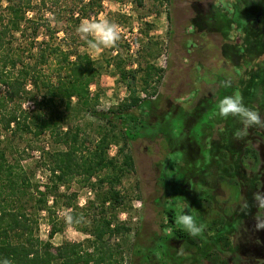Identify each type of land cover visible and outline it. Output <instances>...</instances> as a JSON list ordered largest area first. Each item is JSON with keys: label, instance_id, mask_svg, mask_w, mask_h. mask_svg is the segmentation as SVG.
I'll return each mask as SVG.
<instances>
[{"label": "rangeland", "instance_id": "rangeland-1", "mask_svg": "<svg viewBox=\"0 0 264 264\" xmlns=\"http://www.w3.org/2000/svg\"><path fill=\"white\" fill-rule=\"evenodd\" d=\"M44 1L33 0L35 7H38L34 11L37 20L44 25L34 50L45 46L44 41L49 37L43 33L51 34L47 29L50 27L52 31H58L54 34L55 43L65 49L87 52L98 66H102L100 76L91 85L94 111L78 108V115L63 127L64 132H72L75 126L81 127L80 140L92 149L101 136V128L111 127L107 122L108 117L103 113L116 110L131 96L130 89L119 77L118 62L126 70H139L136 80L129 76L128 82L138 91L142 101H150L149 106L145 102L141 107L130 110V113L137 116L147 111L144 118L148 128H144L142 135L125 150L131 153L134 168L124 175L116 189L121 190L126 200L115 210L110 208L109 203L106 204L107 219H113V225L123 224L128 228L119 234H107L104 238L107 245L121 243L123 246V259L116 264H156L154 257L152 262H148L145 255L136 254L137 244L158 250L157 236L170 234L171 228L165 227L169 222L165 211L169 206L168 200L176 201V213L179 208L186 207L206 228L201 236L195 237L200 240L199 246L180 242V238L172 235L173 243H167V250L171 254L161 249L156 251L158 256L166 257L162 264H236L230 254L226 255V259L220 254V241L216 242L213 238L220 232V227L221 231L223 227H234L233 212H223L224 208H229V200H225L230 191L223 176L227 175V167L230 165H236L239 173L244 172L243 168L248 169L247 174L251 169H259V166L253 165L254 157L244 153L245 148L257 150V164L261 163L259 150L255 147L259 145L254 144V138L264 128H250L242 139L237 140L234 134L243 128L239 119L220 117L218 110L210 113L211 106L205 108L201 103L206 98L216 102L220 80L222 83L230 80L233 85L241 82L244 92L239 93L245 105L258 111L264 118V28L263 22L257 25L255 21V0H242L238 4H235V0H143L141 4L138 0H103L99 6L88 8L82 19L103 15L120 26L122 37L114 48L102 49L100 52L90 50L76 31L80 21L77 22L75 18L82 16L83 6L89 0ZM0 4L5 8L6 0H0ZM218 11L232 18V29L227 38L215 28ZM29 13L31 17L32 11ZM205 17H209L210 24L214 23L209 28L204 22ZM194 18L203 25L202 29L193 24ZM244 30L253 39L248 45L252 51L236 59L231 45L236 40L242 46ZM13 34V37H9L13 38L9 48L13 54L21 53L29 47L31 39L29 36L22 37L19 32ZM23 55L29 60L27 52ZM2 66L0 61V69ZM149 66H152L151 77L146 85L143 78ZM7 68L16 72L10 64ZM28 87L32 88L31 85ZM154 88L157 90L155 94L152 93ZM3 89L0 86V91ZM74 102L77 100L74 99ZM30 104L26 102L24 107ZM178 106L185 110L186 116L178 114L173 117ZM168 116L172 117L169 122L165 118ZM151 125L165 128L166 131L170 130V126L173 129L167 132V138L163 136V131V134L152 136L149 133ZM2 135L0 144L6 149L7 159L15 167L18 164L22 166L32 184L30 192L39 197L38 191H45L46 186L51 185L50 171L41 165L42 162H49L48 153L56 149L67 150L68 146L57 143L56 137L50 132L39 137L27 132L16 135L4 132ZM121 145L122 142L110 145L109 156L115 157ZM177 151V155H182L179 164L186 170V177L178 182L179 192L166 190L162 179L164 173L169 178L167 173L171 172V168L167 165L168 156ZM242 156L244 163H241ZM121 161L122 156L119 157ZM240 164L245 166L240 167ZM175 175L177 180L178 174ZM93 182H96V176L87 183L83 177H77L66 184H60L58 190L49 189L45 209L37 212L33 209L38 223L37 234L43 240H50L54 251L65 242L87 243L93 239L92 235L80 228L85 224L91 225L93 219L103 215L98 195L109 187L107 182L98 186L93 185ZM209 189L212 190L210 194L215 202L208 211L204 197ZM23 200L27 212L32 211L31 204L34 201L29 199V194ZM72 212L82 217L80 223L66 222L65 215ZM114 214L117 216L114 217ZM55 226L60 231L50 237ZM207 251L213 252V255L204 259L203 255Z\"/></svg>", "mask_w": 264, "mask_h": 264}, {"label": "trees", "instance_id": "trees-1", "mask_svg": "<svg viewBox=\"0 0 264 264\" xmlns=\"http://www.w3.org/2000/svg\"><path fill=\"white\" fill-rule=\"evenodd\" d=\"M40 1L45 3L44 0ZM102 1L89 0L85 2L82 16H77L78 18L75 20L80 21L82 17H85L88 8L92 9L95 5L99 6ZM142 1L138 0V3L141 4ZM0 8V61L3 63L0 69V86L1 89L4 87L0 91V138L4 132L13 135L27 132L36 137L45 132H50L56 137L57 143L68 146L67 150L56 149L51 154L48 153L49 162H42L41 165L48 167L50 171L51 185L48 184L45 191H38L39 197H37L34 192H30L32 184L25 170L21 165L18 164V167H15L9 162L6 149L0 144V264H3L6 258L12 264H116L123 259V246L121 243L107 245L104 238L107 234L112 236L128 228L123 224L113 225V219H107L106 204L109 203L110 208L115 210L125 202L126 196L121 194V190L116 189V185L122 181L124 175L134 168L133 157L130 152H125V150L133 140L142 135L144 128H148L144 118V115L148 113L147 111L142 116L130 113L132 108L141 107L143 103H147V100H141L138 91L133 89L132 84L128 82L129 76L136 80L139 70H126L120 62L117 63L119 77L130 89L131 96L116 110L112 109L103 113L108 117L107 122L111 127L108 129L101 128V136L96 141L94 148L89 149L85 146L84 141L80 140L81 127L75 126L72 132H64L63 127L74 120L73 117L78 115L77 110L90 109L91 112L94 111L91 85L100 76L102 66H98L87 52L65 49L61 44L55 43V35L58 31H52L50 27L47 29L51 34L43 33L49 37L48 40L44 41L45 46H41L35 51L40 30L44 25L39 24L37 20V14L34 11L38 7H35L33 0H6L5 8H2L1 4ZM31 11L32 16L29 17ZM218 12L215 28L227 38L232 29V18L225 12ZM193 24L200 29L203 28V25L196 19L193 20ZM207 24L209 28L214 23L210 24L207 21ZM29 31H31L30 34ZM15 32L21 33L24 38L29 36L31 40L29 47H26L21 53L15 52L13 54L9 48L13 43V38L9 37H13ZM244 33L242 46L237 44L241 56L247 51H252L248 46L251 43V35L249 36V32L245 30ZM235 46L236 44L231 45V48ZM26 52L29 55V60L27 57H23ZM8 64L16 69V72L8 70ZM237 67L239 68V66ZM151 69L152 66H149L146 77L143 78L146 85L149 84L148 78L151 77ZM240 83L233 85L231 82V87L226 88L220 80L218 82L220 90L217 101L206 103V106H211L210 113L218 110V102L224 96L239 90ZM29 85L32 88H29ZM144 90L148 89L144 88ZM156 92L157 90L154 88L152 93L155 94ZM242 92H244V88ZM74 99L77 102H74ZM26 102L31 103L29 107H24ZM149 104L150 101L147 105L149 106ZM201 104L204 106L205 102ZM174 114L173 117L178 114L183 117L186 116V112L181 106L176 108ZM165 118L169 122L172 117ZM164 129L151 125L149 133L155 136L164 132L163 136L167 138L169 136L167 132L171 131L173 127L170 126L168 131ZM121 142L122 145L118 148L117 155L110 157L108 152L110 145ZM178 152L169 154L167 165L171 168V172L167 173L169 178L165 173L162 177L168 191L171 189L179 192L178 182L186 177V170L179 164L181 159L179 157L182 155H177ZM121 156L122 161L119 162ZM175 168H177L176 171ZM176 173L178 174L177 180L174 178ZM95 176L96 182H93V185L98 186L107 182L109 187L98 195L100 210L103 215L98 219H93L91 225L85 224L80 228L81 231L92 235L93 239L87 243L65 242L58 246L57 251H54L53 243L50 240H43L37 234L38 223L33 211L37 212L47 207L49 189L58 190L60 184H66L77 177H83L85 183L91 182ZM26 194H29V199L34 201L31 204L32 211L29 210V212H27L23 200ZM168 202L169 206L165 211L169 222L165 227H171L173 232L167 236L175 235L178 238H190L193 244H199V239L190 237L182 227L175 224L176 201L168 200ZM201 208L202 205L200 204L199 209ZM71 215L77 217L79 214L72 212ZM113 216L116 217L117 215L114 214ZM58 231L60 228L55 226L50 237H53ZM213 238L217 242L228 237L219 232ZM159 244L158 242L156 246L158 250H162L164 247L161 245L163 244ZM164 246L166 247L165 251L170 255L166 243ZM158 250L147 245L137 244L136 254L145 255V260L149 262L151 258L153 259V253H157ZM147 251L148 254H146ZM210 255H213V252Z\"/></svg>", "mask_w": 264, "mask_h": 264}, {"label": "flooded vegetation", "instance_id": "flooded-vegetation-1", "mask_svg": "<svg viewBox=\"0 0 264 264\" xmlns=\"http://www.w3.org/2000/svg\"><path fill=\"white\" fill-rule=\"evenodd\" d=\"M242 0H235V4H238L237 2ZM241 3V2H239ZM234 4V3H232ZM209 6H212V4H209ZM253 6L255 9H257V15L255 17L256 24L263 22L262 28H264V0H255L253 3ZM197 19V18H194ZM207 21H209V17L204 18V22L207 24ZM244 35V33H243ZM236 46L232 48L233 54H235V58H241V54L238 50H235L237 47L236 40L234 41ZM234 44V45H235ZM238 48V47H237ZM240 60V59H239ZM237 63V60H235ZM240 89L237 92L242 93L241 86H239ZM220 90V89H219ZM211 97V95L209 96ZM218 98V94L217 97ZM208 101H212L210 98L204 99L205 102V108H207L206 103ZM214 101V100H213ZM217 101V100H216ZM215 103V102H213ZM250 107H252V104H250ZM262 134V135H260ZM254 144H258L259 146H255L256 149L259 150L258 154L260 155L261 163L257 164V157H255V154L257 153V150L251 149V148H245L246 156L247 154L252 155L254 157V166H259L258 170H253L247 174L246 168H243L244 172L239 173V169H236V165H230L228 168L227 175H224V182L226 185L229 186L230 191L229 195L227 196L225 202L227 199L229 200V208H224V213L227 212H233V217L235 218L234 221V227H223V231H221L220 227V233L226 237H228L225 240L220 241V248H221V255H223L226 259V255L230 254L231 259H235L236 264H264V230L259 231H252V224L253 221L250 216H246L241 211V208L244 206L245 203L250 202L251 195L254 191L257 190H264V131L258 132L256 134V137L254 138ZM241 163H244L243 156L241 158ZM240 167H244V164H240ZM253 168V167H252ZM251 176V178H248ZM212 190L209 189L207 194L204 197V202L207 205L208 211L211 210L212 204L215 202V198L210 194ZM240 200V201H239ZM228 202V201H227ZM227 204V203H226ZM253 212L256 211V209L252 210ZM260 214H264V210H260ZM231 218V217H230ZM215 223V221H214ZM171 228V227H170ZM173 229H171L172 233ZM168 234H161L157 236L156 240L159 242L162 247V250L166 252V247L164 244L166 243H173V237L167 236ZM180 242L188 243L190 245L193 244V242L190 240V238H180L178 239ZM178 241V242H179ZM162 242V243H161ZM165 242V243H164ZM229 242V243H228ZM159 244V245H160ZM194 245H201L195 244ZM210 247V245H209ZM208 247V248H209ZM160 250V251H162ZM205 252V251H204ZM149 252L147 251L146 254ZM211 252L207 251V254L204 253L203 258L209 259L212 255H210ZM154 257V261L156 264H162V261L164 260L163 256H158L156 253H153L152 255ZM150 259V258H149ZM152 258L150 261H153Z\"/></svg>", "mask_w": 264, "mask_h": 264}, {"label": "clouds", "instance_id": "clouds-1", "mask_svg": "<svg viewBox=\"0 0 264 264\" xmlns=\"http://www.w3.org/2000/svg\"><path fill=\"white\" fill-rule=\"evenodd\" d=\"M76 31L86 42L87 47L95 52L114 48L122 37L120 26L103 15L81 19ZM224 86L226 88L231 87V81H224ZM218 115L224 118L231 116L239 119L243 128L234 134V138L237 140L242 139L250 128H264V118L261 117L258 111L245 105L239 92L226 95L219 100ZM253 209H256V211L253 212ZM260 210H264V190L254 191L250 202L245 203L241 208L244 215L251 217L253 232L264 230V214H260ZM65 219L67 223L78 224L81 222L82 217L66 214ZM174 222L177 226L182 227L190 237L201 236L206 228V225L198 222L186 207L177 210ZM3 264H12V262L6 258Z\"/></svg>", "mask_w": 264, "mask_h": 264}]
</instances>
